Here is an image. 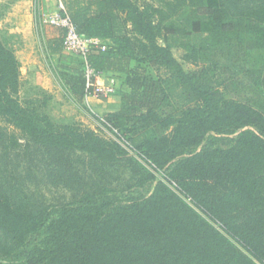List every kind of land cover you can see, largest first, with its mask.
Instances as JSON below:
<instances>
[{
    "label": "trees",
    "instance_id": "1",
    "mask_svg": "<svg viewBox=\"0 0 264 264\" xmlns=\"http://www.w3.org/2000/svg\"><path fill=\"white\" fill-rule=\"evenodd\" d=\"M61 1L81 35L112 41L105 51L88 54L96 71L113 77L117 90L115 75L126 73L128 91L122 90L118 109L102 121L118 137L129 135L165 181L127 200L101 187L50 213L16 202L0 186V250L10 251L37 234L42 238L27 264H264V108L226 97L207 73H187L170 47L157 42L163 27L175 31L169 22L180 15L186 35L207 34L184 55L194 64L248 38L264 41V0H156L144 8L133 0ZM58 29L64 38L65 30ZM58 42L49 44L52 52ZM137 46L166 75L132 68ZM76 57L81 65L64 66L69 72L62 79L81 102L85 58ZM20 68L14 49L0 36V119L28 140L58 150L80 148L103 165H116L123 154L116 140L73 127L55 133L47 115L31 102L22 103ZM173 101L181 103L179 113L161 115ZM137 125L153 126L157 135L149 138ZM210 133L234 137L217 136L191 152ZM6 137L0 127V138ZM9 138L18 144L15 135ZM134 171L141 172L138 185L152 181L143 167Z\"/></svg>",
    "mask_w": 264,
    "mask_h": 264
},
{
    "label": "rangeland",
    "instance_id": "2",
    "mask_svg": "<svg viewBox=\"0 0 264 264\" xmlns=\"http://www.w3.org/2000/svg\"><path fill=\"white\" fill-rule=\"evenodd\" d=\"M133 1L142 8L156 3V0ZM34 10L33 0H0V36L14 49L21 63L20 100L22 103L31 102L40 115H47L52 124L50 127L55 133L66 131L67 127L88 129L104 139L116 140L121 145L123 154L118 157L116 165H103L95 155L80 148L64 147L58 150L55 146L46 147L28 140L20 130L0 119L1 129L7 133L6 138H0L1 188L9 192L16 202L33 210H46L48 213L66 204H77L87 192L97 193L101 187L120 200L149 194L158 180L165 181L164 172L154 171L143 160L142 155L134 149L129 135L118 137V134L111 131L102 121L108 113L107 110H111L115 105L114 100L120 99L122 90L128 91L123 86L126 73L115 75L118 76L117 92L107 97L91 96L78 101L62 77L69 72L64 66L81 65L79 57L65 50L61 34L54 38L59 40L56 46L58 51H53L54 53L50 50V42L43 28L38 38ZM29 18H33L34 27L30 25L26 28ZM185 24L187 23L184 15L170 21L169 27L175 31L171 32L163 27L161 35L157 38L158 44L169 46L187 73H207L214 85H221L225 90L226 97L244 100L263 109L264 41L248 38L238 47L225 48L219 55L211 57L213 59H201L194 64L185 61L184 55L189 49L197 46L200 38L207 34L186 35ZM129 36L135 40L132 34ZM111 42L106 40L105 44ZM136 53L137 58L131 62L132 68L141 67L147 75L156 77L166 75L165 68L152 66L144 54L139 52L138 46ZM143 59L146 61L142 62ZM100 82L108 83L103 80ZM180 104L173 101L169 108L163 113L160 112L161 115H177ZM137 127L139 132L145 133L149 138L157 135L153 126ZM11 135H15L18 144L15 145L9 138ZM215 137L230 139L234 135L210 133L204 142L191 152L209 146ZM136 164L152 174V181L146 185H138L137 180L141 172L134 171L137 169ZM215 226L221 228L217 223ZM41 238L34 234L24 244L16 245L10 251L0 250V264H27L28 257L35 250V246L39 245Z\"/></svg>",
    "mask_w": 264,
    "mask_h": 264
},
{
    "label": "built area",
    "instance_id": "3",
    "mask_svg": "<svg viewBox=\"0 0 264 264\" xmlns=\"http://www.w3.org/2000/svg\"><path fill=\"white\" fill-rule=\"evenodd\" d=\"M41 0H33V6L35 11V30L38 38L42 33V15L40 14ZM47 21L57 27L65 30V36L63 39V46L66 51L81 55L85 58V98L91 96L95 97H107L117 90V82L113 77H108V83L103 84L99 81L102 76L101 73L96 71L94 66L89 62L88 54L92 49H100L105 51L107 49L106 44L100 38L97 37H85L81 35L71 21L70 17L66 14L63 3H59L56 9L49 11L46 14Z\"/></svg>",
    "mask_w": 264,
    "mask_h": 264
},
{
    "label": "crops",
    "instance_id": "4",
    "mask_svg": "<svg viewBox=\"0 0 264 264\" xmlns=\"http://www.w3.org/2000/svg\"><path fill=\"white\" fill-rule=\"evenodd\" d=\"M59 3H62L61 0H41V4H40V14L42 15V20H43V24H42V28L44 29V34L45 36L47 37L48 41L51 43L54 41V38L57 37L60 33H61V30L58 29L57 27L51 25L48 21H47V18H46V14L51 11V10H54L57 8V6L59 5ZM43 4V6H41ZM29 5H31V1H29ZM28 27H30V25H32L34 27V22H33V18H29L28 20ZM107 39H104V42L106 41ZM73 64V63H72ZM74 65V64H73ZM70 66V65H69ZM109 74H103L99 81L100 80H103V81H108V76ZM115 102V105L112 107V109H108L107 111H113V110H117L118 107H119V100H114Z\"/></svg>",
    "mask_w": 264,
    "mask_h": 264
}]
</instances>
